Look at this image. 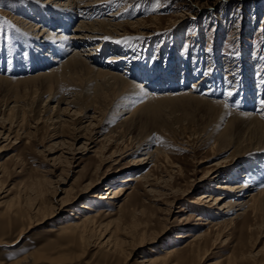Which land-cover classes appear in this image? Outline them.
<instances>
[{
  "label": "rangeland",
  "instance_id": "374dc122",
  "mask_svg": "<svg viewBox=\"0 0 264 264\" xmlns=\"http://www.w3.org/2000/svg\"><path fill=\"white\" fill-rule=\"evenodd\" d=\"M49 4V0H0V62L5 72H8L7 75L22 77L23 72L34 70L30 64L36 61L39 48L26 27V21L44 19L40 8H58ZM101 8L102 12H97L89 19L110 18L123 26L113 35L109 34L105 44H101L100 50L104 52L99 62L103 65L99 64V67L112 68L121 73L128 69L124 76L129 75V71L136 72L138 76L133 73L130 78L139 84L145 83L142 88L145 87L148 94H175L191 89L192 94L204 97L209 102H221L229 111L224 114L213 112L206 101L185 99L162 103L158 108L159 115L158 111L154 117L148 114L142 124L135 125L134 118L127 120L128 112H111L112 100L107 92L96 88L87 78L88 75L80 77L79 74L74 79L76 86H72V89L79 93L82 103H78L89 105L91 109L80 115L73 114V107L74 110L65 111L71 118L62 115V119L66 121L60 124L48 120L56 115L53 109L56 108L55 101L49 104L52 109H42L40 112L42 107L37 106V95L28 93L18 97L24 103L21 109L8 113L2 110L3 98H0V116L3 115V118L14 125V133L8 138L3 135L6 130L3 129L0 134V211L8 203L13 206L26 205L28 202L47 205L51 201L52 206L57 207L56 202L66 194L76 198L62 213L33 225L19 236L21 222L18 219L8 221L6 216L0 215V236L4 240L0 244V264H9L37 250L53 255L58 251L66 253L69 261L67 259L62 264H149L143 261L145 257L163 254L166 248H181L185 241L190 240V237H176L180 233L206 230L208 226L197 218H206L207 210H212L214 214L218 211L216 205L206 209L205 206L209 203L199 205L194 202L201 193L208 190L213 194L220 193L221 190L215 187L219 182L241 180L242 174H246L247 169L254 164L253 171L260 173L264 170V156L248 150L243 153L246 148H242V141L236 140L242 131H228L233 142L230 146L229 138L223 139L220 136L226 122L236 118L233 112L245 114L250 111L253 116L264 112V104L261 103L264 101V0H111ZM112 12L116 14L109 15ZM139 20L140 25H126L127 22ZM74 25L75 22L70 23L67 33L70 34ZM52 29L54 31V27ZM25 39L31 43L29 53L25 48ZM111 56L125 59L117 64V61H109ZM144 96L145 94L137 96L131 93L125 98L127 104L133 106L136 100L144 101ZM61 107L63 109L64 105ZM94 109L99 112L95 115L103 119L99 128L101 132L94 136L95 142L100 141L94 148L102 140L105 141L103 137H107L111 144L106 146L105 153L112 148L128 149L125 154L130 153L123 159L114 157L119 158L117 163H99L100 157L91 151L94 148L90 151L79 148L85 140L79 136H82L92 119ZM23 113L33 127L22 123ZM71 125L76 127L71 129ZM4 126L6 128L8 124ZM53 131H59L69 141L75 135L76 149L72 151L66 145L54 144L61 138L53 140L50 136ZM144 141H150L152 147L159 146L167 159L170 158L169 163L177 166L174 170H180V173H172L171 179L168 177L170 173L162 172L165 170L164 166L153 171L155 176L162 179L158 184L165 188L156 185L152 187L165 194L150 195L143 192L144 187L139 184V199L126 200L119 208L113 204V199L91 197L94 192H104V186L109 183L116 186L121 184L118 179L131 171L137 173L149 168V165H145L134 169L129 164L132 158L142 156L137 148ZM98 163L101 167L96 171ZM216 163L231 166L219 178L210 177L205 182L198 181ZM98 175H102L100 182L97 181L88 190L80 192L88 179ZM261 181L262 185L254 191L264 189V178ZM189 186V191L179 196L178 193ZM5 201L11 202L4 203ZM116 201L120 204L123 200ZM86 203L95 210L88 211L89 213H99L103 223H107L111 230L114 228L117 236L126 237V245L123 243V249L121 247L122 253L114 254L92 246L80 252L75 245L66 246L57 233L46 231L48 227L57 228L68 215H82V209L78 210L77 207ZM166 208L169 210L166 211ZM186 216L188 220H184ZM229 217L231 216L226 219ZM210 219L220 220H214L213 216ZM248 219L252 229L244 233L240 230L242 218L212 229L205 248L197 256H192L193 259L187 256L185 264H226L241 250L247 251L252 242L255 251L261 249L264 245V205L261 204L255 212H250ZM134 223L137 226L135 229L132 228ZM136 230L145 231L144 239L158 236L152 243H143L129 254L134 246L131 242H138V236L134 235ZM96 236L93 235L94 238L91 239ZM170 258L173 259L174 256ZM263 259L264 255L259 252L247 264ZM35 264L49 263L40 260Z\"/></svg>",
  "mask_w": 264,
  "mask_h": 264
},
{
  "label": "bare ground",
  "instance_id": "6f19581e",
  "mask_svg": "<svg viewBox=\"0 0 264 264\" xmlns=\"http://www.w3.org/2000/svg\"><path fill=\"white\" fill-rule=\"evenodd\" d=\"M49 1L51 3L49 5L57 6L58 8L48 9V8L38 7L40 8L41 11V17H44V19L42 18L41 20L39 19L38 21L36 20L26 21V27L30 30L32 38L37 42L39 48V52L36 55V61L30 64L31 68L34 67V70L30 72L27 71L25 73L23 72L24 76L22 77L19 76L11 77L7 75L8 72H5L2 63L0 62V98L1 99L3 98L2 106H4L2 110L10 113L15 110L21 109L24 103L20 101L18 97L20 96L23 97V95L25 94L27 95L28 93L33 92L37 95V106L42 107L41 110L38 107L40 112L42 111V109L44 110L52 109L53 107L49 108V104L55 101L56 108L53 109H55L56 115L54 117L48 118V120H51V123L60 124V122L66 121L62 119V115H66L65 111L72 110L73 107H75V110L73 109L74 110L73 114L81 115L82 112L87 111V109H91V107L89 105L79 104L78 101L79 102L81 101L79 100V93L74 91V89H72V86H76L74 79L79 74L80 77L88 75L87 78L89 79L90 82L94 83L96 88L98 87L99 89H103L107 92L106 94L109 96L110 100H112L113 110L112 111L110 110L111 112H114L116 114H120L122 112L123 113L128 112L129 115L127 116V120L134 118L135 125L140 123L142 124L143 121L145 120V116L147 117L148 114L154 117L155 113L158 111V108L162 103L182 101L185 99L186 100L194 99V100H198L199 102L206 101L207 104L209 105V108H211L213 112L216 111L217 113L219 112L221 114L222 113L224 114L227 111H229L221 104V102H209V100H207L204 97H199L196 94H192L191 93L192 91L190 92L191 89L189 91L186 90L175 94L172 93L148 94V92H145L146 91V89H144L145 87L142 88V85H146L145 83L139 84L137 83L136 80L130 78V76H132L130 74H133L134 72L132 73L131 71H129L130 74L124 76L125 73H127L128 69H126L125 72L121 73V72H116L112 68L111 70V69H106L104 67H99L98 65L102 64V62L99 61L104 52V50L103 51L100 50L101 44L102 43L105 44L106 37H108L109 34L113 35L117 30H121L120 28L123 25L119 22L116 23L114 21H111L110 18L107 20L104 18L90 20L89 17H94L93 15L97 14V12L98 13L102 12L101 10L102 5L105 2L111 0H49ZM115 14L116 12L115 13L112 12L109 15H115ZM71 22H75L76 25H74L73 30L72 29L70 30V34H69L67 33V30L69 29V25ZM128 24L140 25L141 22L139 20L136 22H127L126 25ZM53 27H54V31L52 29ZM56 27L60 29L58 28L55 29ZM24 43L27 53H29L31 49V43H29L27 39H25ZM115 50L117 52V49ZM124 59H125L124 57L111 56L109 61H117L118 64V62H121L120 60L123 61ZM18 70L19 69H17V71ZM134 74L138 76L136 72ZM193 87L194 86H192V88ZM131 93H134L135 95L137 94V96L145 94L146 98L145 100L143 99L144 101L136 100L133 106H129V104H127L128 101L126 100L125 96ZM62 105H64L63 109L61 107ZM96 113L99 112L96 109H94L92 113L93 114L92 119L86 125V129L82 134V136L81 135L79 136L80 138L82 137L85 139L79 147L83 150L90 151L91 148H94L95 145L100 141L99 140L98 142H95L96 139L94 138V136L96 133L99 134L101 132V131L99 132V128H100V122L103 119L102 117L98 118V116L95 115ZM233 113L236 114V115L234 114L236 118L235 119L231 118L232 120L229 119L226 122L225 124L226 127L221 132L220 136H222L223 139L229 138L230 141H228L229 143L228 146H230V144L233 145L232 144L233 142L230 138V134L228 133V131H234L233 129L242 131V134L240 136L238 135L236 137V140L242 141L243 144L242 148L243 147L246 148L243 153H245L248 150L251 153H258V154L260 153V155L264 156V112L259 116L256 115L253 116L250 111L246 112L245 114L236 113V112ZM157 114L159 115V111L157 112ZM10 115H14V114H10ZM21 115H22L21 116L22 123H26L27 125H29L30 122L29 119H26L27 116H25L24 113ZM83 115L84 117H86L85 113ZM5 124L6 125L8 124V127L5 128L4 126ZM13 126L14 125L12 123H9L7 121V118H3V115L2 117L0 116V134L4 129L7 132L6 133L4 132L3 135H5V137L8 138L12 133H14L12 131ZM30 127L33 126L31 125ZM74 127L76 126L75 125L70 126L71 129H73ZM50 136L53 137L52 138L53 140L61 138L59 142H56L54 144L57 145L58 143L59 145L62 146L66 145L67 149L72 151L76 149L74 148V142L76 139L75 135H73V137L70 138V140L72 141H69V139H67L68 137L67 138L62 137V134H60L59 131H55V132L53 131ZM102 139H105V141L103 142L102 140V142L99 143L98 147L91 150L96 156L100 157L101 162L99 163L103 164L109 161H113V163H117L120 161L119 158L123 159L124 157L130 154V153L125 154L128 151V149L120 150L118 148L115 149L112 148L110 151L105 153L106 146L110 145L111 143L109 141V138L107 137H103ZM235 149L237 150L238 148H234V150ZM137 152L142 153V156L132 158L129 164L133 165L134 169H138V168L140 169V167L142 166L149 165V168L146 171L139 170L137 171V173L131 171L129 174L120 177V179H118V183L121 184L116 186L114 184L109 183L106 186H104L103 189L104 192H106V194L104 192L101 193V191L96 193L94 192L91 194V197L113 199L112 200L113 204L118 205L119 208L123 205V202L126 200L130 199L134 201L139 199V195H140V192L138 190L139 184L141 186L143 185L144 188L142 189L144 190L143 192L145 193H148L150 195L151 194L154 195L156 193L157 195L158 193L160 195L162 194L164 195L165 194L164 192L162 193L160 190L154 189L152 187V186L155 187V185L156 187H162V189L164 187L163 185L160 186L158 184L162 179L161 177L155 176L153 174L155 172L153 171L159 170L158 169L159 166L160 167L164 166L165 170H163L162 172L170 173L169 174L170 176L168 177H170L171 179L172 178L171 174L180 173V170L178 168L177 170H174L177 166L172 162L169 163L168 160H170V158L167 159L168 158L167 155H165V153L161 150L159 146L152 147L150 141H146V142L144 141L142 144H140L139 147L137 148ZM116 156H118L119 158H114ZM65 160L69 164L67 157H65ZM230 166L231 164L216 163L214 166L206 170L204 174L198 178L199 179L198 181L205 182L210 177L219 178ZM100 167L101 164L97 165L96 171L99 170ZM254 167L255 164L253 166H250L247 169V173L242 174L241 176L242 178L239 181H235L231 183L225 180L224 182H219L215 187L221 190L220 193L213 194L211 190L204 191L198 196V198H196V200H194V202L199 205H205L206 203H209L208 205L205 206L206 209H211L212 205H216V209L218 211L216 214H214L215 212H212V210H207L206 211L207 214H205L207 216L206 218H201V217L197 218L198 220H203V225L208 226L206 230L204 231L199 230L198 232H194V233H191L192 230H189L187 231V233H182V234L180 233L176 237L178 238L190 237L189 241L184 242L183 247L181 248L174 247L172 249L166 248L164 249L165 252L163 254L150 255L149 258L145 257L143 261H147L149 264L150 263L151 264L152 263L153 264L154 263L185 264V259L187 256H189L190 258H192V256H197L200 250L202 248H205L206 243L211 238L212 229H217L222 224H226L227 222L233 221L238 218L243 219L242 226L240 229L241 233H244L245 231H250L252 229V226L248 219L250 212L253 213L260 207L261 204L264 205V189L254 191L255 189H257V187L262 185L261 180L264 178V173H263L264 170L263 172H260L261 173L260 174L257 170L253 171ZM254 173H259V174H254ZM102 175H98L94 178L88 179V182L83 186L84 189L81 190L80 192L88 190L97 181L100 182ZM189 188H191V186H189L188 188L186 187L185 190H183L181 193H178L179 196L183 195L185 192H188ZM52 191L54 192V189H52ZM175 191H172V193L176 195L177 193H175ZM74 197H76V195ZM73 199L76 198H71L68 196V194H66L64 195V197H61L58 202L55 201L56 203H58L57 207L52 206L53 204L51 201H48L47 205L46 203L45 204L40 203V205H37L34 202H28L26 205L13 206V205H9L8 203V205L4 204L5 206L3 208V211H0V215L6 216L8 221H10L11 219L14 220L18 219L21 222L20 232L17 235L19 236L21 235L22 232L26 231L27 229H30L33 225L40 224L44 222L47 218L56 217L58 213H62V211L68 208L69 204L73 203ZM121 199L123 201L119 204L116 200H121ZM7 202H11V201H7ZM7 202L5 201L4 203ZM71 208H73V206ZM77 209L78 210L82 209L81 210L82 215L75 214L72 217L68 215L66 216L65 220H63L58 224L57 228L53 229L51 227H48L46 228V231L57 233L59 236L62 237V239L64 240L63 242L64 244H66V246L75 245L76 247H78V250L80 252L85 251L88 247L91 248V246L96 247L98 250L103 249L105 251L114 254L115 252L116 253L121 252L122 244L123 243L125 244L127 240L124 239L126 237L122 238L117 236L115 234L114 228L113 230H111L107 223L106 224L103 223L99 213L97 212L89 213L88 211L94 212L95 210H92V207H89L87 203L85 205L83 204L81 206H78ZM122 209H124V207H122ZM165 210L168 211L169 209L166 208ZM139 213H140V209H139ZM212 216L214 220H216L217 218H220V220L212 221L210 219ZM227 216H231V217L226 219ZM188 219L189 218L187 216L184 217V220H188ZM150 220L151 219H149V221ZM132 225H133L132 228H134L136 224L134 223ZM137 225L139 226L140 224L138 223ZM146 227H147V223H146ZM125 230H123V232ZM144 233H145L144 230L142 232L138 230L134 232V235L138 236V242L137 243L134 241L131 242L130 239L129 242H131L132 245L134 246L131 248V250L129 249L130 250L129 254H131V252H134V249L136 247H139L143 243H152L153 241H155V238L158 236L155 235V237L151 236V238L148 237V239H144L143 237ZM95 234L97 235L96 238L91 239V237ZM133 242L136 244H134ZM1 243H4L2 236H0V244ZM253 243L254 242L251 243V247L247 251L241 250L239 254H237L234 257H231L226 264H247V261L249 260L253 261L255 259V256H257L259 252H261L262 255H264V245L261 249L258 248V250L255 251ZM171 256H174V258L171 259L170 258ZM67 259L69 261V257L64 252L58 251L53 255L43 250L42 251L37 250V251H31L28 254L24 255L23 257L10 262L9 264H35L40 260H46L49 264L51 263L62 264L66 262ZM251 264H264V259L261 261H255Z\"/></svg>",
  "mask_w": 264,
  "mask_h": 264
},
{
  "label": "snow or ice",
  "instance_id": "6c2138e0",
  "mask_svg": "<svg viewBox=\"0 0 264 264\" xmlns=\"http://www.w3.org/2000/svg\"><path fill=\"white\" fill-rule=\"evenodd\" d=\"M262 104H264V101H261Z\"/></svg>",
  "mask_w": 264,
  "mask_h": 264
}]
</instances>
